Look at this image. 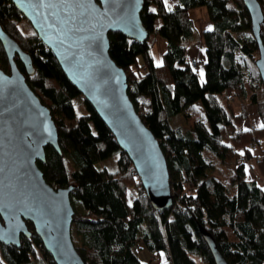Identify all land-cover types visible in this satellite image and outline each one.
I'll return each instance as SVG.
<instances>
[{
    "label": "trees",
    "instance_id": "trees-1",
    "mask_svg": "<svg viewBox=\"0 0 264 264\" xmlns=\"http://www.w3.org/2000/svg\"><path fill=\"white\" fill-rule=\"evenodd\" d=\"M259 2L264 11V0ZM199 7L207 9L212 24L202 32V75L186 57L196 33L189 11ZM140 18L147 40L109 32V55L125 71L127 94L166 157L173 205L162 211L150 205L131 160L91 104L83 99L84 110L76 114L73 101L81 94L51 50L11 0H0V24L29 53L35 74H26L27 84L49 107L58 129L62 154L47 146L45 162L37 164L52 187L74 186L75 249L84 264H151L150 257L141 259L143 249L149 256L164 254L172 264H198L193 256L214 264L205 231L229 264H264V187L246 178V161L256 155L248 146L264 136L259 127L264 91L242 0H176L171 6L145 0ZM158 36L166 42L160 63L152 53ZM261 40L264 44V25ZM16 63L25 73L18 58ZM0 68L10 70L1 44ZM253 105L262 121L251 131L248 107ZM115 153L114 170L97 167ZM212 158L233 164L225 181L213 175ZM130 187L137 196L128 203ZM28 227L33 231L30 222ZM0 264L55 263L33 232L30 239L21 236L19 247L0 243Z\"/></svg>",
    "mask_w": 264,
    "mask_h": 264
},
{
    "label": "water",
    "instance_id": "water-1",
    "mask_svg": "<svg viewBox=\"0 0 264 264\" xmlns=\"http://www.w3.org/2000/svg\"><path fill=\"white\" fill-rule=\"evenodd\" d=\"M11 2L127 154L152 208H171L166 157L127 94L125 71L109 55V32H120L138 42L147 40L149 32L140 18L145 0ZM242 2L258 46L255 65L264 91V11L259 0ZM0 44L10 67L9 72L0 68V243L19 247L21 236L30 239L35 232L55 264H84L71 237L74 209L70 193L74 186L52 187L37 164L45 162L47 146L59 155L62 152L49 107L26 81V74H35L31 57L1 24ZM201 234L214 264H229L211 235Z\"/></svg>",
    "mask_w": 264,
    "mask_h": 264
},
{
    "label": "rangeland",
    "instance_id": "rangeland-1",
    "mask_svg": "<svg viewBox=\"0 0 264 264\" xmlns=\"http://www.w3.org/2000/svg\"><path fill=\"white\" fill-rule=\"evenodd\" d=\"M176 2V0H167V4L168 6H171L172 4H174ZM149 9L152 10L154 9V6H149ZM197 9L198 8H195V9H191L189 11V14L192 18H194V22L196 23L195 25H197V28L199 29V31H202V28L203 26H201L202 24V18H199L200 16L197 15ZM196 10V11H195ZM206 18V17H205ZM156 24H160V20H157L156 21ZM196 27V26H195ZM197 28H196V33L191 41L192 42H195L199 37H198V32L197 31ZM160 47V41H156L155 42V45H154V48L152 50V53H153V56H154V61L156 63H160L161 61V54H162V50H158ZM159 51V52H158ZM201 66H202V63H199V67L196 68L199 70V72H201ZM73 105H74V108H75V111H76V114L79 115L80 113L83 112L84 110V107H83V98L82 96H79L77 97L74 101H73ZM248 110L250 112V116H251V120H253L255 123L258 124V121H256V119H254L257 114H259V109L257 106L253 105V106H249L248 107ZM260 115V114H259ZM254 116V117H253ZM262 138V141H263V144L261 146L262 149H260V156H261V163L257 164V165H253L252 168H250V166L248 165L247 166V170H246V178L247 180H253L254 178H256V176L261 179L262 181H264V136L261 137ZM207 156L208 154L205 153ZM116 159H117V154H113L110 158H107L106 160L100 162L97 164V167H100V166H107L108 169L111 171V170H114L115 169V162H116ZM213 160V163H214V169H213V175L217 178H219L220 180H223L225 181L230 172H231V169L233 168V164L230 163V164H224V163H221L217 158H212ZM254 160H252L251 162H253ZM262 185H263V182H261ZM137 196V193H136V190L133 188V187H130L128 188L127 190V201L128 203H131L132 200ZM140 257L141 259L143 260H147L149 258V254L146 250H142L140 252ZM165 255L164 254H161V256L159 255V259H160V263L159 264H163V262H165ZM193 258L197 261L198 264H203L201 262V260L197 257V256H193Z\"/></svg>",
    "mask_w": 264,
    "mask_h": 264
},
{
    "label": "crops",
    "instance_id": "crops-1",
    "mask_svg": "<svg viewBox=\"0 0 264 264\" xmlns=\"http://www.w3.org/2000/svg\"><path fill=\"white\" fill-rule=\"evenodd\" d=\"M197 15H199L200 16L199 18H202V20H203L202 24H201V26H203V28H202V31H199V29L197 28V25H195L196 23L194 22V25L196 26L197 31H199L198 32L199 38L195 42L191 43V41H190L189 43H187V45H186V57H187V59H192V58L196 59L198 62L197 68L199 67V63H202L201 70H200L202 72L203 64L205 61V45H204V42L202 39V32L207 30V29H210L212 24L209 20L207 9L205 7H199L197 9ZM192 19L195 20L194 18H192ZM155 26L157 27V26H159V24H156ZM156 41H160V47L158 50L159 51L162 50V53H163L165 50V47H166L165 39L158 36L156 38ZM254 119H256V121H258V123H260V121H262L261 116L259 114H257V116ZM163 264H172V263L169 259L165 258V262H163Z\"/></svg>",
    "mask_w": 264,
    "mask_h": 264
},
{
    "label": "built area",
    "instance_id": "built-area-1",
    "mask_svg": "<svg viewBox=\"0 0 264 264\" xmlns=\"http://www.w3.org/2000/svg\"><path fill=\"white\" fill-rule=\"evenodd\" d=\"M189 63L191 64V66L193 68H197L198 66V62L196 59L192 58V59H189ZM231 99V96L230 95H226L225 96V100H230ZM249 129L251 131H254V130H257V123H255L253 120H249L248 123H247ZM263 144V141H262V138L261 137H255L253 139V141L249 144V149L251 151H253L256 155L254 158H252L251 160H248L246 161L247 163V166L249 165L250 168H252V166L255 164H259L261 163V156H260V149H261V146ZM252 160H254L253 162H251ZM250 181H254L256 182L257 184H259L260 186L264 187V181H262L261 179H259L257 176L256 178H254L253 180H250ZM263 182V185L262 183ZM162 253H157V252H150V263L151 264H159L160 263V259H159V255L161 256Z\"/></svg>",
    "mask_w": 264,
    "mask_h": 264
},
{
    "label": "snow or ice",
    "instance_id": "snow-or-ice-1",
    "mask_svg": "<svg viewBox=\"0 0 264 264\" xmlns=\"http://www.w3.org/2000/svg\"><path fill=\"white\" fill-rule=\"evenodd\" d=\"M165 3L167 4V0H165ZM169 11H171V8H168ZM152 11H155V9H152ZM161 66L160 64H157V67ZM202 75V72H201ZM259 127L264 128V123L260 124ZM244 131H249V129H244ZM241 155H243V152L240 153Z\"/></svg>",
    "mask_w": 264,
    "mask_h": 264
}]
</instances>
